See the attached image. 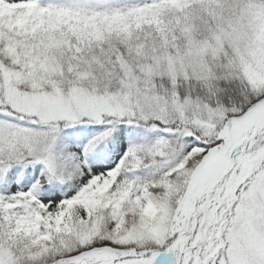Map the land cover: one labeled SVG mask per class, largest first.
Returning <instances> with one entry per match:
<instances>
[{
	"label": "snow or ice",
	"instance_id": "1",
	"mask_svg": "<svg viewBox=\"0 0 264 264\" xmlns=\"http://www.w3.org/2000/svg\"><path fill=\"white\" fill-rule=\"evenodd\" d=\"M0 264H264V0H0Z\"/></svg>",
	"mask_w": 264,
	"mask_h": 264
}]
</instances>
